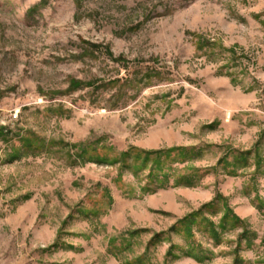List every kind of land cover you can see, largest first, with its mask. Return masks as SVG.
<instances>
[{"label":"rangeland","instance_id":"obj_1","mask_svg":"<svg viewBox=\"0 0 264 264\" xmlns=\"http://www.w3.org/2000/svg\"><path fill=\"white\" fill-rule=\"evenodd\" d=\"M0 264H264V0H0Z\"/></svg>","mask_w":264,"mask_h":264}]
</instances>
